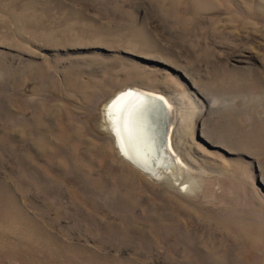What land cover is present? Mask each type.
<instances>
[{
  "label": "rangeland",
  "instance_id": "374dc122",
  "mask_svg": "<svg viewBox=\"0 0 264 264\" xmlns=\"http://www.w3.org/2000/svg\"><path fill=\"white\" fill-rule=\"evenodd\" d=\"M129 88L180 179L122 156ZM0 264H264V0H0Z\"/></svg>",
  "mask_w": 264,
  "mask_h": 264
},
{
  "label": "bare ground",
  "instance_id": "6f19581e",
  "mask_svg": "<svg viewBox=\"0 0 264 264\" xmlns=\"http://www.w3.org/2000/svg\"><path fill=\"white\" fill-rule=\"evenodd\" d=\"M172 107L164 95L138 88L118 93L105 107L112 134L126 161L160 180L168 177L169 181L170 173L180 179L184 164L174 149ZM163 166L166 168L162 171H166L160 173Z\"/></svg>",
  "mask_w": 264,
  "mask_h": 264
},
{
  "label": "water",
  "instance_id": "95a60500",
  "mask_svg": "<svg viewBox=\"0 0 264 264\" xmlns=\"http://www.w3.org/2000/svg\"><path fill=\"white\" fill-rule=\"evenodd\" d=\"M111 133H112V131H111Z\"/></svg>",
  "mask_w": 264,
  "mask_h": 264
}]
</instances>
